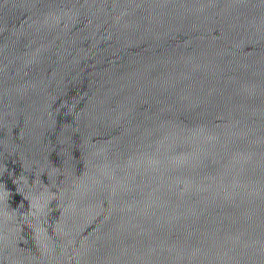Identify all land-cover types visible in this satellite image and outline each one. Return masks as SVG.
I'll return each mask as SVG.
<instances>
[{
  "label": "water",
  "instance_id": "95a60500",
  "mask_svg": "<svg viewBox=\"0 0 264 264\" xmlns=\"http://www.w3.org/2000/svg\"><path fill=\"white\" fill-rule=\"evenodd\" d=\"M0 264H264V0H0Z\"/></svg>",
  "mask_w": 264,
  "mask_h": 264
}]
</instances>
